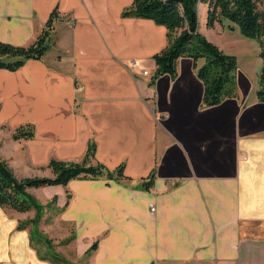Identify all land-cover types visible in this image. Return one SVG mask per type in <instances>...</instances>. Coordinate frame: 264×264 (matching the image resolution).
Here are the masks:
<instances>
[{"label":"crops","instance_id":"crops-1","mask_svg":"<svg viewBox=\"0 0 264 264\" xmlns=\"http://www.w3.org/2000/svg\"><path fill=\"white\" fill-rule=\"evenodd\" d=\"M131 2L0 0V39L14 44L31 42L56 11L45 53L0 67V124L8 136L21 124L34 129L5 143L30 166L80 160L89 140L92 161L110 169L124 163L123 178L32 187L55 194L53 208L61 223L74 225L85 264H264V100L257 85L238 65L237 96L203 105L189 56L177 60L174 77L163 73L150 83L166 27L121 15ZM206 10L198 1V29L224 49L226 32L238 28L227 19L208 26ZM5 207L0 264H52L31 245L29 228L17 227L26 211Z\"/></svg>","mask_w":264,"mask_h":264},{"label":"trees","instance_id":"trees-1","mask_svg":"<svg viewBox=\"0 0 264 264\" xmlns=\"http://www.w3.org/2000/svg\"><path fill=\"white\" fill-rule=\"evenodd\" d=\"M198 1L200 0H132L130 4L123 7L121 15L151 18L166 27V44L152 55L156 67L151 75L150 83L163 73L174 77L177 74V60L181 56H189L197 76L203 82L202 104L214 105L226 97L237 96L236 69L238 63L234 53L224 51L198 29ZM201 1L207 3L206 23L208 26H213L215 21L227 19L236 24L243 35L259 40L262 65L256 93L259 99L264 100V7L261 6L264 0ZM55 16L56 11H52L39 33L27 44H14L0 39V67L15 69L27 58L41 57L51 45L50 30L53 27L52 22ZM33 134V125L25 123L15 127L11 135L14 138H30ZM94 150L95 142L89 140L80 160L50 158L47 166L51 169V175L22 177L17 176L7 161L0 156V206H9L19 211L34 208L36 215L29 220L19 222L17 227L22 228L28 222L36 227L43 206L30 194L29 188L55 183L66 185L70 179L76 177H126L123 172V162L110 169L102 162L92 161ZM152 171L143 180L146 188L153 184ZM56 209L59 210V207ZM34 231L35 235L32 234V228L29 230L30 241L40 257L48 259L52 264L59 262L68 264L64 256L53 250L48 236L42 234L37 228ZM72 238L73 234L64 241L68 242ZM35 239H37L36 242H34ZM37 242L44 247H38ZM95 246L96 241L91 244L90 249Z\"/></svg>","mask_w":264,"mask_h":264},{"label":"rangeland","instance_id":"rangeland-1","mask_svg":"<svg viewBox=\"0 0 264 264\" xmlns=\"http://www.w3.org/2000/svg\"><path fill=\"white\" fill-rule=\"evenodd\" d=\"M261 6L264 7V2L261 3ZM235 26L237 25L235 24ZM226 38L227 43L224 44L226 46H224L225 48L223 50L236 55L237 63L240 68L248 74L254 85H257L255 89L256 91L259 84V73L262 65V58L258 52L260 49L259 40L254 37L243 35L239 29H235V31H227ZM49 42L51 43V38H49ZM229 45L232 46L229 47ZM240 68H237L236 70L240 72ZM4 127V125L0 124V152L3 153L0 154V156L7 161L13 172L19 177L32 175H51L52 172L49 171L50 167L47 166V164L30 166L23 161H18L17 156L13 155L15 149L11 147L10 144L5 143L8 138H15L11 135L12 131L8 136ZM28 190L30 194L33 195L35 200L43 206L37 226H33L30 222L26 224L29 230L31 228L33 229L32 234L35 235L34 230L37 228L40 232H42V234L48 236L53 250L59 253L61 256H64L68 260V264H85L86 255L81 257L77 256L76 246L73 240L75 237L73 233L74 225L72 223H61L59 220V212H55L53 208L55 205V201L53 200H56V197L54 196L55 194L53 196H49L44 190L39 188H29ZM5 212L14 213L15 209L11 207H5ZM24 214L25 215H22L24 219H21L20 222L34 217L36 212L34 208H31ZM61 224L67 225L66 229L61 228ZM71 234H73V238L68 242L64 241V239H66L68 236H71ZM36 241L37 239L34 240V242ZM37 246L40 248L44 247L39 242H37ZM90 246L87 250L90 249ZM57 264L62 263L59 262Z\"/></svg>","mask_w":264,"mask_h":264},{"label":"built area","instance_id":"built-area-1","mask_svg":"<svg viewBox=\"0 0 264 264\" xmlns=\"http://www.w3.org/2000/svg\"><path fill=\"white\" fill-rule=\"evenodd\" d=\"M149 206H150V211L153 212L154 211V207H155L154 206V203L153 202H150Z\"/></svg>","mask_w":264,"mask_h":264}]
</instances>
